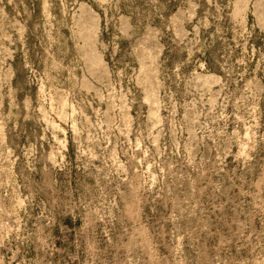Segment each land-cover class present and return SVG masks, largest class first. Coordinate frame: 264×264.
<instances>
[{
	"label": "rangeland",
	"instance_id": "1",
	"mask_svg": "<svg viewBox=\"0 0 264 264\" xmlns=\"http://www.w3.org/2000/svg\"><path fill=\"white\" fill-rule=\"evenodd\" d=\"M0 264H264V0H0Z\"/></svg>",
	"mask_w": 264,
	"mask_h": 264
}]
</instances>
